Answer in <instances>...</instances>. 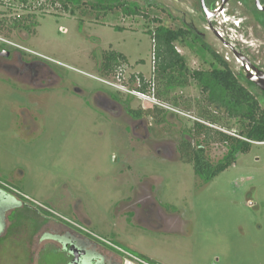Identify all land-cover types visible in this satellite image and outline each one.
Segmentation results:
<instances>
[{
    "label": "rangeland",
    "instance_id": "rangeland-1",
    "mask_svg": "<svg viewBox=\"0 0 264 264\" xmlns=\"http://www.w3.org/2000/svg\"><path fill=\"white\" fill-rule=\"evenodd\" d=\"M81 2L88 5L77 9L71 6L75 10L71 14L53 5L52 0L27 4L0 0V19L20 16L27 26L36 22L30 49L61 64L54 67L66 78L119 95L133 109H163L164 113L154 112L146 118L153 142L177 146L188 138L194 144L189 132L196 122H206L203 110L215 114L198 82L191 78L187 86L170 89L153 85L143 93L137 89L139 82L132 79L141 75L148 83L154 77L152 33L156 28H181L180 19L189 14L202 31L200 8L186 5L185 0H152V6L138 0ZM134 3L137 7L131 6ZM220 21L228 28L233 22L242 26L239 18L226 16ZM249 28L239 31L232 27L230 33L242 40L246 54L264 71V32L257 34ZM0 37L19 40L18 35L7 34L6 28L0 31ZM207 41L216 45L215 50L229 60L236 73L243 70L241 62L221 47L215 36L209 35ZM0 46L5 45L0 42ZM176 47L191 72L209 68L211 58L200 53L199 43L193 47L177 43ZM112 50L127 58L120 75V71L105 75L93 64L95 55L100 61ZM252 90L264 107V93ZM75 97L72 92H33L0 78V189L14 202L22 201L39 212L51 210L54 216L83 225L81 215L86 216L94 224L92 228L87 226L93 232L110 239L109 233L118 231L115 233L131 238L127 248L136 240L139 251L150 246L152 258L165 264H264V143H254L248 153L238 155L233 166L205 183L191 164L182 161L179 152L171 158L163 157L134 140L130 143L122 124H112L91 113ZM26 108L35 114L34 130L25 127ZM234 123L231 121L230 126ZM213 128L228 130L221 124ZM207 150L210 161L217 164L227 154L228 146L212 144ZM117 174L118 180L114 177ZM125 178L152 189L165 209L174 207L182 215L181 224L188 235L121 231L125 219L117 223V203L131 192ZM24 212L15 211L10 217L17 227L26 225ZM24 228L31 235L27 241L10 237L0 243V264L60 263L64 254L54 248L44 249L41 240L32 237L38 231L35 223L28 222Z\"/></svg>",
    "mask_w": 264,
    "mask_h": 264
},
{
    "label": "flooded vegetation",
    "instance_id": "flooded-vegetation-1",
    "mask_svg": "<svg viewBox=\"0 0 264 264\" xmlns=\"http://www.w3.org/2000/svg\"><path fill=\"white\" fill-rule=\"evenodd\" d=\"M81 1L82 0H56L55 2L52 1V4L64 7V4L69 3V5L72 4L78 8L84 6V4L88 5L87 3H82ZM96 1H101L102 3L109 0H95V2ZM138 1L146 2L148 6H152L153 4L151 2L152 0ZM174 1L183 3L181 0ZM185 1L186 5L188 3L191 6H198L200 8L203 29L202 31L199 30L196 27L198 23H196L192 16L187 14L190 19H188V17L180 19V22L183 26L181 28H175L172 30L178 31L179 29H184L191 32L193 35H195L196 40L198 41L196 44L199 43V49L201 47L205 48V56L211 57L210 50H212L217 56L222 57L235 72V68L230 62H228L229 60L224 58L220 52L215 50L216 45L212 44L210 41H207L209 35L215 36L221 42V47L228 49L230 52H232L234 58L241 62L240 66L243 67V70L237 73L235 72L239 79L242 78V73L244 77L243 81L247 84V87L251 89H259L247 78V73L249 72L252 75H256L252 67L257 70L260 69L257 67V63L250 57V55L246 54L244 51L243 44L241 42L242 40H240L238 36H236L237 38L233 37L230 33V30L233 27L234 29L241 31L247 26L257 34L264 32V0ZM133 5L134 7H137L135 3L131 4V6ZM226 16L233 17L234 19H241V28L235 26V22H233L232 27L230 28H228L224 23L222 24L220 19L226 18ZM220 30H224V34L220 32ZM7 34L18 35L19 40L11 42L0 37V42L5 45L4 47L0 46V78L10 80L17 86L19 85L20 87H27L31 89V91L40 92L41 94L48 92L50 94L59 92L62 95H67L69 92H72L80 99L82 105L85 106L91 113L100 115L102 119L108 120L112 124H122L125 133L130 136V143L134 140L135 144L149 147V150H154L158 156H168L171 158V156L176 155L179 144L174 146L173 144L153 142L151 139L150 126L146 121L148 115L144 111L131 108L129 105L130 103L128 101L124 102V100H121L119 95L109 93L104 89H98L93 85L83 86L77 81L66 78L64 75L58 72L56 67H54L62 66L61 64H58L51 58L45 57L44 55L30 49L31 41L36 35L34 29L31 28L28 30L25 24H22L19 29H12V31L7 32ZM97 60L98 57L95 55V61L93 64L94 66H100L101 69V66L104 63V57H101L100 61ZM244 61L247 63H244ZM211 68L212 66L210 61V66L205 71H209ZM260 92L262 94L264 93L261 90ZM78 98L75 100H77L79 103ZM42 101L40 99V102ZM26 109L27 110L23 112L24 117L26 115L25 127L27 130H34L36 126L32 122V119L34 118L33 115L35 114H31L30 110L28 108ZM35 118H38V116H35ZM27 120L31 123L29 124ZM163 152H166L165 155H161ZM114 177L117 178L116 180H118L119 174L116 176L114 175ZM122 181L124 182V180ZM126 184L129 186L131 185V192L128 191L125 195L121 196L123 200L120 198L121 200L117 203V210L135 211L139 209L138 211L142 210L141 214L143 215V219L145 221L150 222L153 221L154 218H158L159 220L157 213V199H155L150 194L154 193L152 189L144 188L142 186L143 184L135 181L131 183V181L127 180ZM3 193L5 194L6 192L0 189V207L2 206L1 197ZM140 201L141 206L138 207ZM79 236L80 238L78 239V242L75 243V249L78 251L80 260H76L70 250H67L72 261L70 264H123L121 260L110 256V251L105 248L106 244L111 245V243L114 242L96 235H94L95 237L92 238H88L84 235ZM70 247H74V245H70ZM113 247L119 248L117 244ZM77 261L78 263H76Z\"/></svg>",
    "mask_w": 264,
    "mask_h": 264
},
{
    "label": "trees",
    "instance_id": "trees-1",
    "mask_svg": "<svg viewBox=\"0 0 264 264\" xmlns=\"http://www.w3.org/2000/svg\"><path fill=\"white\" fill-rule=\"evenodd\" d=\"M17 1L27 4L32 0ZM52 1L55 2L56 0ZM70 5L74 9L78 8ZM70 5L69 3L64 4V10L74 14L75 10H71ZM124 11L125 13H132L129 9H124ZM27 18L30 19V16ZM22 24H26L28 30L36 27L34 21H31L27 26L24 18L18 16V18L0 19V31L6 28L7 32H11L12 29H19ZM152 38L155 50L154 77L148 83L141 75L134 76L132 80L139 82L141 86L138 87V90L143 93H146L153 85H164L169 89L175 86H187L191 78L201 86L202 92L207 95L205 100L208 106L215 110V114H211L209 109L203 110L202 117L212 126H208L205 124L206 122H196L189 132L194 144L191 140L183 138L179 143L178 152L182 161L191 164L195 173L205 183H209L233 166L239 154L248 153L254 143H264V107L261 100L252 92V89L255 88L251 89L242 83L243 74L241 73L242 78L239 79L225 60L217 56L212 50H210L212 68L209 71L194 73L190 71L185 57L178 52L176 44H188L193 47L198 41L191 32L184 29L174 31L159 26L152 33ZM204 49L202 47L199 49L201 54H205ZM124 64H127V58L124 54L114 50L108 51L104 54V63L100 71L106 75L118 74L120 71V75L123 73L121 68L123 66L121 65ZM256 90L259 91V89ZM154 112L162 114L164 110L145 111L148 116ZM221 113L224 115L219 117ZM231 121L235 122V126H230ZM218 124L226 126L227 132L213 128ZM212 144L228 146L227 154L217 164H213L208 157L207 149ZM5 194L3 193V195ZM137 257L154 264L144 256L139 255Z\"/></svg>",
    "mask_w": 264,
    "mask_h": 264
},
{
    "label": "crops",
    "instance_id": "crops-1",
    "mask_svg": "<svg viewBox=\"0 0 264 264\" xmlns=\"http://www.w3.org/2000/svg\"><path fill=\"white\" fill-rule=\"evenodd\" d=\"M150 194L155 199H157V204H158L157 213L159 220L158 218L157 219L154 218L153 221L150 222L145 221L143 219V215L141 214L142 210L138 211L139 209L135 211L117 210V216H116L117 223L120 224V222L123 220L122 218L125 219L124 224H122L120 227L122 228L121 231H127L131 229L132 233L134 232V230H139V232L144 231L146 233L148 232L151 234H161V235L162 234L182 235L184 233L187 236L188 233L184 230L186 228L184 227V224H181L182 223L181 218H183L182 215L180 213H176L175 208L172 206L169 209H165L164 207H162L160 201L158 200V197H156L154 193H150ZM2 197H1L2 206L0 207V243H2L3 240H7L10 237L11 238L13 237L15 239H18V237H20L19 240L27 241L31 237V235L28 234V229H25L24 227L28 225V222H32L33 224L35 223L36 227L38 228L37 229L38 231L32 237L34 238V236H36L39 240H41L44 249L54 248V250L57 251L58 253L64 254L60 263L56 262L57 264H70V262L72 261H71V257L68 254V251L66 250V247L70 245H74L75 247V243H77L78 239L80 238L79 235H84L88 238L95 237L94 235L103 237L93 232L92 229H89L92 228L94 225L92 220L81 214L80 215L82 221L86 226L79 223L77 220L75 221L68 217H64L66 220L59 218L57 216H54L53 214H50L48 211L39 212V210L29 207L28 204L23 203L22 201L16 200L14 202L12 196L9 195L8 193H6L5 195L2 194ZM121 199L123 200V198ZM140 204L141 201L138 204V207L141 206ZM18 210L27 211L23 213L24 216L26 217L25 220L27 222H25L26 225L17 227L13 223V221L10 220V217L12 216L13 213H15V211ZM77 214L78 211H76L75 215L77 216ZM115 232L118 231H112L109 233V236L112 235V238L110 239L103 237L105 239L114 242L111 243V245L108 244L105 245V248L110 251L109 252L110 256L118 260H121L123 264H143L141 262L136 261L134 258L130 257L126 253H129L134 257H137L139 255L144 256L154 264L155 263L165 264L159 259H156V257L152 258V255L149 254L148 251L150 246H143V248H141V250L139 251L138 247L135 246L137 245L135 240V242H133L134 244L132 243V245L129 248H127L128 244H130L129 241H132L131 238H127V237L124 238L122 234L120 235ZM149 243L151 244L152 242ZM116 244L119 246V248H121L122 251L113 247L116 246ZM27 245H29V243ZM144 247H147V249ZM130 249H133L135 251H131ZM45 264H47V262H45Z\"/></svg>",
    "mask_w": 264,
    "mask_h": 264
},
{
    "label": "water",
    "instance_id": "water-1",
    "mask_svg": "<svg viewBox=\"0 0 264 264\" xmlns=\"http://www.w3.org/2000/svg\"><path fill=\"white\" fill-rule=\"evenodd\" d=\"M244 63H247L246 61H244ZM252 69L254 70V73L256 75H252L251 73H247V78L254 83L262 92H264V72L255 69L254 67H252ZM66 250H70V252L72 253V255L75 257L76 260H80L78 251L75 249V247H66ZM78 261L76 263H78Z\"/></svg>",
    "mask_w": 264,
    "mask_h": 264
},
{
    "label": "built area",
    "instance_id": "built-area-1",
    "mask_svg": "<svg viewBox=\"0 0 264 264\" xmlns=\"http://www.w3.org/2000/svg\"><path fill=\"white\" fill-rule=\"evenodd\" d=\"M48 212H50L51 210H47ZM72 223V222H71ZM122 251V250H121ZM126 253V252H125ZM127 255H129L130 257H132V258H134L136 261H138V262H141V263H143V264H149V263H147V262H145V261H143L142 259H140V258H137V257H134V256H132L131 254H129V253H126Z\"/></svg>",
    "mask_w": 264,
    "mask_h": 264
}]
</instances>
